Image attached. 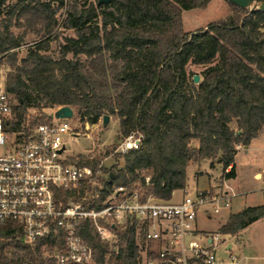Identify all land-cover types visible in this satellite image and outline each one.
Returning a JSON list of instances; mask_svg holds the SVG:
<instances>
[{
	"label": "trees",
	"instance_id": "1",
	"mask_svg": "<svg viewBox=\"0 0 264 264\" xmlns=\"http://www.w3.org/2000/svg\"><path fill=\"white\" fill-rule=\"evenodd\" d=\"M98 1L67 0L56 7L50 0H0V58L11 56L6 87L15 100L13 126L21 129L31 109L68 105L91 125L106 113L117 116L121 139L142 134L139 148L116 153L113 165L101 167L102 198L85 201L86 207L101 206L120 186L138 185L145 196L170 200L186 187L189 164L205 159L212 167L219 160L223 175L234 177L237 146L264 134V7L227 0L226 18L189 32L183 11L206 8L211 0ZM60 7V26L75 36H66L53 56L48 51ZM12 27L42 39L20 61L16 49L26 43L27 31L15 34ZM190 62L206 66L198 84L189 78ZM100 160L79 162L97 168ZM56 197L63 204L79 200L63 189ZM262 217L264 204L248 206L230 214L219 232L236 235ZM109 227L115 244L102 239L89 219L78 228L94 249V264H139L137 221ZM17 229L13 222L0 224V262H9L5 248H12L16 264H50L42 247L64 246L63 233L28 245Z\"/></svg>",
	"mask_w": 264,
	"mask_h": 264
},
{
	"label": "built area",
	"instance_id": "2",
	"mask_svg": "<svg viewBox=\"0 0 264 264\" xmlns=\"http://www.w3.org/2000/svg\"><path fill=\"white\" fill-rule=\"evenodd\" d=\"M14 96L0 77V224L13 222L25 244L63 233V248L42 247V255L50 264H94V249L79 234L84 219L96 226L102 239L115 244L116 234L110 229L115 222L137 221L139 264H223L217 251L223 241L221 232L212 233L198 227L199 214L211 219L228 206L235 192L185 193L180 201L145 196L138 185L120 186L106 195L100 205L86 207L85 201L100 200L104 185L102 166L116 153L139 148L142 134L133 131L100 160L97 168L75 161L68 152L65 138L78 135L72 117L47 115L44 121L23 127L13 126ZM74 110V109H73ZM26 125V126H25ZM243 145H238L241 148ZM149 181V177L146 178ZM79 196L66 204L57 200L58 190ZM219 238V239H218ZM12 249V248H11ZM10 248H5L9 262L16 264ZM229 249V248H228ZM238 258L230 255L235 264Z\"/></svg>",
	"mask_w": 264,
	"mask_h": 264
},
{
	"label": "rangeland",
	"instance_id": "3",
	"mask_svg": "<svg viewBox=\"0 0 264 264\" xmlns=\"http://www.w3.org/2000/svg\"><path fill=\"white\" fill-rule=\"evenodd\" d=\"M10 1L14 2L15 0ZM66 1L67 0H50L51 4L56 7L61 3L65 4ZM80 1L85 4H89L90 2H97L98 0ZM263 4L264 0H256L251 2L249 7H261ZM229 13L230 7L227 0H211L206 8L184 10L182 13L183 27L185 31L189 32L196 31L200 28H207L212 21L224 19L227 15H229ZM64 17L65 7H60L58 12L59 29L56 31L55 35L50 37V51L48 52L53 56L59 55L60 46L64 43V38L66 36H75L74 30L64 29L60 26ZM12 29L15 34H24L27 31L25 38L26 43L16 49L17 59L20 61L21 58L26 56L28 48L32 44L40 42L42 39L40 35L29 31L26 27H12ZM71 56L72 55L69 54V57ZM10 59L11 56L9 55L0 58V77L4 76L5 80L11 70ZM205 68V65H197L190 62L187 65V72L190 80L194 81L193 78L195 74H199L201 77V73ZM55 108L56 107L44 108L41 112L37 109H31L29 111L28 121L30 122L37 116H39V120H37V122L44 121L47 115ZM71 123L74 124L78 135L74 137L67 136L65 141L68 152L74 155L73 160L75 161H94L95 158H101V160L103 159L105 161V156L113 150L112 148L115 144H118L121 141L119 118L117 116L110 115V119L107 124H104L102 117L98 123L91 125L83 123L79 118L77 110L74 109V116L72 117ZM192 144L198 145V142L194 140ZM120 162L123 165L124 160L121 159ZM106 163L114 164L115 160L114 158L109 159ZM190 164H192L195 169H201L202 166L203 170L210 172L209 163L207 161H204L202 165L200 162H191ZM256 164H259L258 167L255 166ZM194 168L190 167L188 172V184L191 191L197 189V187L205 188L209 183L206 174L197 175L196 177L194 173L196 170ZM240 169L242 188L248 192V194L247 196L236 198L233 204V211H239L240 209L248 206L264 204V160H261L260 156L254 158L251 155H240ZM256 171H261L263 177L256 178L254 175ZM220 178H222V176L219 174L216 179L218 183L221 182ZM182 193V191H177L175 197L179 198L181 195L183 196ZM225 219L226 217L220 216L219 218L211 220L201 214L199 226L209 229L207 231L212 233L219 232L221 225L227 221V219ZM219 238L226 239L227 242L233 243L231 249L223 246L225 242L222 241L220 243L217 254L219 258L224 261L223 264H232L230 262L231 254L236 255L238 258L235 264H264V217L253 222L236 235L222 234ZM137 242L141 244L139 237H137Z\"/></svg>",
	"mask_w": 264,
	"mask_h": 264
},
{
	"label": "crops",
	"instance_id": "4",
	"mask_svg": "<svg viewBox=\"0 0 264 264\" xmlns=\"http://www.w3.org/2000/svg\"><path fill=\"white\" fill-rule=\"evenodd\" d=\"M240 155H245V156L251 155L254 158L255 157L257 158V157L260 156L261 160H264V134H262L261 136L253 139L248 146H242L241 148L238 149V152H237V154L235 156V176L234 177L226 178L223 175L222 164L220 163L219 160L218 161L216 160L214 162V166L213 167L211 166L212 160H210V159H205V160L199 161L201 165L203 164L204 161H207L209 163L210 172L203 170L202 166H201V169H195L194 166L192 164H190L188 166V168H187V185H186V187L184 189L176 190L174 192V194H173L172 199H170V201H180L183 198V196L185 195V193L196 194L199 191H210L212 193H216L217 194V193H221V192H226L227 188H229L232 191H234L236 195L231 198L230 204L228 206L222 207L220 212L215 214L211 218V220H213L215 218H219L220 216L226 217V219H227V217L231 213L238 212V211H233L234 201L236 200V198H239L241 196H247V194H248V192H246L242 188V183H241V180H240V175H241ZM199 162H197V163H199ZM258 165L259 164H256L255 166L258 167ZM190 167H192V168H194L196 170L194 172L196 177H197V175H203V174L207 175V178H208V181H209L207 187H205V188L197 187V189H195V190H192V191L190 190L189 184H188V172H189V168ZM230 169H231V166L227 168V171H229ZM219 174L222 176V178H220V181H221L220 183H218L217 180H216L218 178ZM254 175H255L256 178H262L263 177L261 171H256ZM258 176H260V177H258ZM177 191H182L183 192L182 193L183 196L181 195V197L176 198L175 195H176ZM244 208H246V207H244ZM244 208H242V209H244ZM242 209H240V210H242ZM201 214L204 216L203 213H200L199 214V220L201 218ZM197 225L202 230H205V231L209 230V229H205V228L200 227L199 226V221H198ZM243 230L244 229H242L241 231H243ZM230 245L233 246V243L230 242Z\"/></svg>",
	"mask_w": 264,
	"mask_h": 264
},
{
	"label": "water",
	"instance_id": "5",
	"mask_svg": "<svg viewBox=\"0 0 264 264\" xmlns=\"http://www.w3.org/2000/svg\"><path fill=\"white\" fill-rule=\"evenodd\" d=\"M111 0H99L98 4H104V3H110ZM232 3L236 4L237 6L240 7H249L250 3L256 0H230ZM264 7V4L263 6ZM195 83H199L201 80V77L199 74H195L194 78H193ZM51 117H56V118H67V117H72L74 116V110L71 106L65 105V106H61L59 107L57 110H55L51 115ZM110 119V115L105 114L103 116V122L104 124H107L108 121ZM231 245H229V249H231Z\"/></svg>",
	"mask_w": 264,
	"mask_h": 264
}]
</instances>
